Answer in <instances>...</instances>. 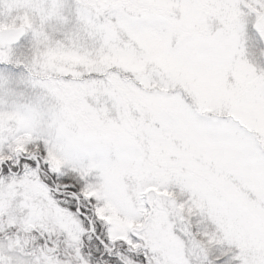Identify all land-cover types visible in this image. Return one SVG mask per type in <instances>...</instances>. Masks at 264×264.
<instances>
[{
    "label": "snow or ice",
    "instance_id": "1",
    "mask_svg": "<svg viewBox=\"0 0 264 264\" xmlns=\"http://www.w3.org/2000/svg\"><path fill=\"white\" fill-rule=\"evenodd\" d=\"M0 264H264V0H0Z\"/></svg>",
    "mask_w": 264,
    "mask_h": 264
}]
</instances>
